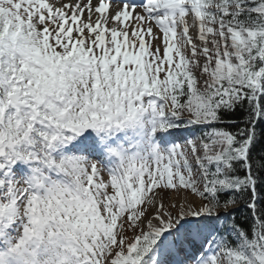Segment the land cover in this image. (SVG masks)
<instances>
[{
	"label": "snow or ice",
	"instance_id": "1",
	"mask_svg": "<svg viewBox=\"0 0 264 264\" xmlns=\"http://www.w3.org/2000/svg\"><path fill=\"white\" fill-rule=\"evenodd\" d=\"M0 264H264V0H0Z\"/></svg>",
	"mask_w": 264,
	"mask_h": 264
}]
</instances>
